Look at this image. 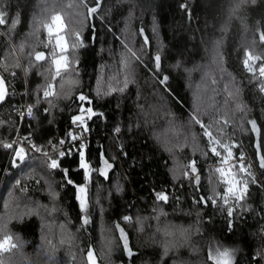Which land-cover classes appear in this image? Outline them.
I'll return each instance as SVG.
<instances>
[{
    "label": "trees",
    "instance_id": "trees-1",
    "mask_svg": "<svg viewBox=\"0 0 264 264\" xmlns=\"http://www.w3.org/2000/svg\"><path fill=\"white\" fill-rule=\"evenodd\" d=\"M100 1L0 0V73L20 90L24 69L33 108L21 131L44 149L79 130L71 120L82 104L97 113L88 121L89 172L77 152L56 169L41 153L9 166L0 243L10 241L0 264H89L91 246L102 264H216L212 234L242 243L233 264H253L264 253V183L243 161L251 176L238 179L247 190L225 204L222 165L201 125L220 144H236L233 155L250 153L264 177L256 147L264 154V0ZM57 14L68 42L61 53L46 30ZM59 54L66 67L57 73ZM248 54L259 58L255 73L245 66ZM12 89L0 107V169L9 152L2 145L19 125Z\"/></svg>",
    "mask_w": 264,
    "mask_h": 264
},
{
    "label": "snow or ice",
    "instance_id": "snow-or-ice-1",
    "mask_svg": "<svg viewBox=\"0 0 264 264\" xmlns=\"http://www.w3.org/2000/svg\"><path fill=\"white\" fill-rule=\"evenodd\" d=\"M99 5V0H97V6ZM186 7V6H185ZM96 7L90 8L88 11L89 13H94L96 12ZM4 13L0 12V24H4L6 21L4 19ZM54 20H59V17H54ZM49 33L51 34V27H49ZM58 46L61 48V50H64V44L62 41H57ZM249 55V59L252 60H258L259 58H253L251 57L250 54ZM35 59L37 61H41L46 59L45 54L43 52H38L35 54ZM66 59V58H65ZM155 63H156V67L159 68V61H160V57L159 55H157L155 58ZM245 66L248 67L250 72H256L255 67H253L252 65L249 64V60H245L244 61ZM55 64H56V72L59 73L61 67H66V64L62 63V60H55ZM258 73L260 77H264V64H262L259 69H258ZM167 77H164V80L166 81ZM262 90H264V88H262ZM7 94V89H6V84L5 81L3 79V77H0V101H3L6 97ZM52 94L51 91V86L49 87L48 91L44 92V96L48 97ZM81 102H85L87 101V97H85L84 95H80L78 98ZM90 103V102H89ZM29 114H31V109H28ZM97 115V113L94 112V110L88 106L85 107L82 106L79 107L78 109V114H76L75 116L72 117L71 123L72 125L77 126L80 131L78 133H73V132H69L68 134V142H75L77 140H82L83 136L87 133L88 131V121L92 119L93 116ZM253 128H255V121L251 122ZM202 129L204 130V134L205 136L208 138V143L210 145V152L212 155H214L215 157L219 158L220 164L222 165L221 167H218L216 169V172L220 174V178L222 180V182L225 185V193L224 195L221 197V200L225 203L228 204V200L231 197L234 200H240L242 199L243 196V191L247 190V183L241 179H238L239 176H251V173L248 171V167L246 166L243 161H244V156L243 154H241L238 157H234L233 155V151L232 149L234 147H237L236 144H220L218 140H216L215 138H213V134L211 131L208 130V126L205 125H201ZM117 132H119V129H116ZM29 138H24L23 141H17V142H9L7 144L2 145L3 147L7 148V149H11L12 150V156H13V161H23L25 159V157L27 156V151L28 150H32L35 152H40L45 156V162L46 164L51 167L52 169H56L59 167V160L58 157H63L66 154L70 155L72 153V148H68L65 151H60L57 153V157H50L48 155L47 152H44L43 149L37 147L34 144H28V149H26L25 144L28 143ZM58 143L63 144L65 143V141H59ZM218 147L222 150H218ZM257 156H258V162H259V166L261 168H264V154H262L260 152V148L261 145L258 143L257 144ZM85 145L83 143L79 144L78 146H76V152L79 156V166L81 169L88 171L90 169V165L89 163L86 161L85 158ZM223 152V154H222ZM235 159L237 161H239V163H231V161ZM230 165V167H228L227 169H225L223 167V165ZM104 165L106 166V168H111V164L108 162V160H104ZM191 168V172L194 174L192 179L197 180L198 181V174H196V167H195V162L192 163V165L190 166ZM233 169H235L236 171L233 172ZM102 174L106 175V171H104ZM69 183H71V181H68ZM79 191L81 193H85L86 189L84 187H80ZM158 198L160 200L166 201L167 200V195L166 194H157ZM201 202L202 203H207L208 201L204 200V198H201ZM211 202L213 204L216 203L215 198H213L211 200ZM81 206H84V200L81 199ZM229 216L232 215V211L231 209H229L228 213ZM10 241V238H7L4 243H0V248H4L5 244H8ZM220 255L222 257H224L225 259H223V261L221 260H217L216 264H230L229 259H227L228 257H230L231 253L228 250H224L222 253H220ZM94 253L89 250L88 253V261L89 264H96L95 260L93 259Z\"/></svg>",
    "mask_w": 264,
    "mask_h": 264
},
{
    "label": "built area",
    "instance_id": "built-area-1",
    "mask_svg": "<svg viewBox=\"0 0 264 264\" xmlns=\"http://www.w3.org/2000/svg\"><path fill=\"white\" fill-rule=\"evenodd\" d=\"M0 26H1V24H0ZM0 34H3L1 27H0ZM23 75H24L25 86L22 89H20V90L12 89L11 85L10 86L7 85L8 89L9 88L12 89L11 95L14 98L12 101V107H13V110H14L16 116L19 119V125H18V128H17L15 135L12 138L4 141V144H7L9 142L23 141L24 138H29L28 143L25 144L26 149H28V144H34V145H36V144L34 143L32 137L30 136L29 133H25V132L21 131L22 124L24 123L25 120L29 119L33 113V108L30 105L29 99H28V89H27L26 76H25L24 69H23ZM8 93H9V91H8ZM28 109H31V114H29ZM79 131H80V129L78 131L73 132V133H78ZM120 132H121L120 129H119V132L115 131V133H120ZM89 140H90V134L88 132L83 136L82 140H77V141L71 142V143L68 142V137L67 138H60L57 141L52 142L49 146L45 147L43 149V151L47 152L50 157L56 158L58 152L65 151L66 149H68L70 147L73 149L72 153L70 155L66 154L63 157H58V160H59L61 158L71 156L74 153H76V150H75L76 146H78L81 143H83L85 145V149H87ZM59 141H65V143L60 144V143H58ZM8 150H9V152H8L6 164L2 169H0V189L3 185V182H4L6 175L8 174L9 166L11 164H15L16 162H21V161H15L14 162L13 156H12V150L11 149H8ZM27 153H37L38 154L40 152L28 150ZM244 161H246L252 167L253 176L255 178H257L261 183H264V177L261 174L254 157L250 153H246V155H244ZM236 162H239V161H237L235 159H233L231 161V163H236ZM223 167L225 169H227L228 167H230V165L226 164V165H223ZM253 264H264V253L259 259H257L255 262H253Z\"/></svg>",
    "mask_w": 264,
    "mask_h": 264
},
{
    "label": "rangeland",
    "instance_id": "rangeland-1",
    "mask_svg": "<svg viewBox=\"0 0 264 264\" xmlns=\"http://www.w3.org/2000/svg\"><path fill=\"white\" fill-rule=\"evenodd\" d=\"M99 2H101L99 0ZM54 17H59V20H54L53 18ZM49 27H51L52 31H51V34L49 33ZM64 26H63V23H62V20H61V17L60 15H54L52 17V20L51 22L47 25V33L48 35L50 36H53V41L56 45V48H57V52L61 53V48L58 46L57 44V41H62L63 44H64V50L67 48V44L68 42L66 41V38L64 36V34L61 33V31L63 30ZM49 41V39H48ZM251 57L253 58H257L256 56L254 55H251ZM66 56L64 54H59L58 56L54 57V59H52L53 63H54V66L56 67V64H55V60H62V63L65 64V61H66ZM256 60H252V59H249V64L252 65L254 67V64H255ZM63 67V66H62ZM204 74H207V76L209 74H211L208 70H205L203 71ZM84 150H87V149H84ZM244 150L243 152L237 154V155H234V157H238L240 156L241 154H243L244 156ZM18 163L20 162H16L15 164H13L14 166L17 165ZM239 163V162H237ZM108 170L109 168H106V166L104 165V168H103V172L106 171V173H108ZM84 196H85V193H82ZM1 243H4V242H1ZM7 244H5L4 247H6ZM244 248V246L242 245V243H233V242H229V241H224L222 239H220L216 234H212L211 237H210V246H209V254H210V257L213 261H215V263L217 262V260H221L223 261V259H225L224 257H222L220 255V253H222L224 250H228L231 255L230 257H228L227 259H229L230 261V264H233L234 263V259L236 257V255L242 251Z\"/></svg>",
    "mask_w": 264,
    "mask_h": 264
},
{
    "label": "water",
    "instance_id": "water-1",
    "mask_svg": "<svg viewBox=\"0 0 264 264\" xmlns=\"http://www.w3.org/2000/svg\"><path fill=\"white\" fill-rule=\"evenodd\" d=\"M97 10H98V8H96ZM96 10V11H97ZM92 14L93 13H91V16H92ZM38 52H43L44 54H45V57H46V52L45 51H38ZM38 52H36V53H38ZM35 53V54H36ZM34 59H35V55H34ZM36 60V59H35ZM45 60V59H44ZM44 60H41V61H37V62H43ZM0 77H3V75L0 73ZM3 79H4V81H5V84H6V89H7V94H6V97H5V99L3 100V101H0V107L4 104V102L6 101V99H7V96H8V88H7V83H6V80H5V78L3 77ZM260 152H261V150H260ZM262 153V152H261ZM258 157V156H257ZM85 158H86V161L89 163V160H88V155H87V150H85ZM90 165V164H89ZM79 168H80V166H79ZM81 169V168H80ZM81 170H83V169H81ZM90 170V169H89ZM89 170L88 171H86V172H89ZM85 171V170H84ZM205 200V199H204ZM119 232H120V235H121V237H122V240H123V242H124V245H125V249H126V252L129 254V255H131L132 253H133V250H132V248H131V245H130V241H129V238H128V235H127V233H126V231L123 229V228H119ZM90 250L94 253V256H93V259L95 260V262H96V264H102L101 262H99V259H98V257L96 256V253H95V251L93 250V247L91 246V248H90Z\"/></svg>",
    "mask_w": 264,
    "mask_h": 264
},
{
    "label": "bare ground",
    "instance_id": "bare-ground-1",
    "mask_svg": "<svg viewBox=\"0 0 264 264\" xmlns=\"http://www.w3.org/2000/svg\"><path fill=\"white\" fill-rule=\"evenodd\" d=\"M26 84H27V82H26ZM27 89H28V87H27ZM22 162V161H21ZM13 165V164H12ZM2 188V187H1ZM1 190V189H0Z\"/></svg>",
    "mask_w": 264,
    "mask_h": 264
}]
</instances>
